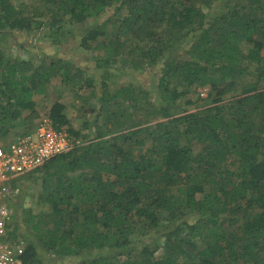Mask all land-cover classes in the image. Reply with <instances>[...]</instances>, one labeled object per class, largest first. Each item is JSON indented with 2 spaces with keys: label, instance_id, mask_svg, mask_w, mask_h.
Masks as SVG:
<instances>
[{
  "label": "trees",
  "instance_id": "1",
  "mask_svg": "<svg viewBox=\"0 0 264 264\" xmlns=\"http://www.w3.org/2000/svg\"><path fill=\"white\" fill-rule=\"evenodd\" d=\"M75 29L98 78L67 51L36 66L0 46V139L31 133L35 98L56 77L84 79L97 98L92 139L37 170L51 213L20 207L25 219L7 225L8 241L25 242L22 264L51 253L57 264H264V0H0L8 50L26 49L18 33L60 46ZM192 87L209 104L181 112ZM65 111L54 102L46 118L60 130ZM145 139L151 148L135 153Z\"/></svg>",
  "mask_w": 264,
  "mask_h": 264
},
{
  "label": "rangeland",
  "instance_id": "2",
  "mask_svg": "<svg viewBox=\"0 0 264 264\" xmlns=\"http://www.w3.org/2000/svg\"><path fill=\"white\" fill-rule=\"evenodd\" d=\"M13 2L17 1H26L28 0H12ZM31 2L35 0H30ZM92 23L87 24V26H91ZM72 28V27H71ZM80 28L82 27H75ZM76 31L67 37V40L62 42L60 46H55L54 43L50 38H46L45 36H42L45 34V31H41L39 34L36 33H18L19 37L21 38V41L25 43L26 49H20V48H14L12 46L10 50L7 48L2 41H0V46L4 48V50L12 53L15 56H18L21 58V60L27 61L28 59H31L34 65H38V60L43 57L44 53L48 54V57L52 56L53 53H56L59 51H67V57L75 63L74 68H79L80 72L79 74L83 73L82 76H84V79L88 78H95L99 77L103 71H97L96 64L94 61V57L96 56V53L91 50L83 49L82 46H80L79 42V35L77 34L79 29H75ZM63 38L62 40H64ZM101 39H99L100 41ZM117 68V67H115ZM118 68H120L118 66ZM117 68V69H118ZM130 69V68H127ZM112 72V71H108ZM157 73V74H156ZM78 74V75H79ZM149 79L147 80V87L154 91L155 86L157 84L159 73L155 70L152 72H147ZM91 76V77H90ZM97 77V78H98ZM75 81L72 84H67L66 82L62 83L60 77H56L51 82V85L49 86L47 93L45 96H39L36 97L35 100L38 105V112L40 111L39 119L35 120V125L42 119L46 118V112L50 109L51 105L54 102H61L65 105L66 111L65 115L68 117L69 124L63 129L69 134V131H73V133L77 132L79 133L80 137L79 140H76L79 145L82 143H88L90 139H92L91 136L94 134V122H95V114L92 113V109H96L97 107L96 101L97 98L95 96L92 97V89L86 87V81ZM111 83V81H108ZM114 84H121V80L119 78L113 82ZM111 86L112 89L116 86ZM99 91L102 90L99 88ZM115 89V88H114ZM199 99L197 100V98ZM152 101V100H151ZM188 101H192L191 105H188ZM209 104V98H208V91L207 89H201L197 88L196 93L194 92V87L191 88V93L188 94V96L182 97L179 99L177 105L179 111H185L186 109H190L191 111L200 110L204 107H206ZM145 106V105H144ZM147 106V104H146ZM128 107V112L131 111V107L128 104L123 105V108L126 109ZM28 111H25L23 115H27ZM178 114H180L178 112ZM21 121L16 122L17 124V133H21L23 129V125L21 124ZM92 124V126H91ZM90 125V127H89ZM88 126V127H87ZM96 127H100V123L95 124ZM124 127V125H122ZM34 129V128H33ZM105 133V130L103 131ZM12 137V136H11ZM9 140V139H8ZM5 139H0V144H5L9 142ZM152 142L150 139H145V142L141 147H138L135 149V153L139 152H145L148 149L151 148ZM200 145H197V143H194L193 153L196 154L200 151ZM236 164L238 163L237 160ZM21 182H25L26 180H31L32 183L28 186V188L24 192H19V189H16L12 185L11 189V218L16 217L15 219H19L20 223L25 219V213L22 212V215L17 214L19 211L18 208L22 207L24 209H30L33 214H45L49 215L51 213L50 206L44 202V197L42 196V190H41V175H39V172L34 171L31 174H27L24 177L19 179ZM18 181V180H17ZM199 198L203 196L202 194H198ZM17 206V207H16ZM21 214V213H19ZM49 218H45V221H48ZM23 243H14L12 246L17 247V249H21L23 251L24 249ZM40 253H43V250H40ZM41 256H43L41 254ZM48 259V264H57L60 259L55 257L52 253L46 256ZM42 259V258H41ZM63 260H68L67 258H62ZM69 261V260H68Z\"/></svg>",
  "mask_w": 264,
  "mask_h": 264
},
{
  "label": "built area",
  "instance_id": "3",
  "mask_svg": "<svg viewBox=\"0 0 264 264\" xmlns=\"http://www.w3.org/2000/svg\"><path fill=\"white\" fill-rule=\"evenodd\" d=\"M79 144L48 118H42L31 133L0 144V264H22L21 249L8 241L13 182L38 170L52 158L69 153Z\"/></svg>",
  "mask_w": 264,
  "mask_h": 264
}]
</instances>
